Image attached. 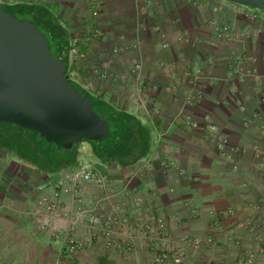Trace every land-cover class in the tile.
<instances>
[{"label":"crops","instance_id":"obj_1","mask_svg":"<svg viewBox=\"0 0 264 264\" xmlns=\"http://www.w3.org/2000/svg\"><path fill=\"white\" fill-rule=\"evenodd\" d=\"M143 1L106 0L97 17L90 0L46 4L70 32L69 80L137 117L149 130V150L122 165L102 161L82 141L73 161L41 168L20 155L29 135L0 125V264H264V9L151 0L141 13ZM221 25L231 38L217 37ZM208 56L214 64L204 62ZM94 68L113 78H99ZM220 137L236 152L217 149ZM83 157L94 176L62 192L60 205L127 220L114 232L129 251L106 247L84 216L78 228L88 244L73 253L56 235L70 216L39 229L46 219L36 211L38 196L71 186L65 175Z\"/></svg>","mask_w":264,"mask_h":264},{"label":"water","instance_id":"obj_2","mask_svg":"<svg viewBox=\"0 0 264 264\" xmlns=\"http://www.w3.org/2000/svg\"><path fill=\"white\" fill-rule=\"evenodd\" d=\"M229 1L264 9V0ZM66 70L67 61L53 54L32 19H18L0 5V124L36 131L61 159L83 139L107 142L114 129Z\"/></svg>","mask_w":264,"mask_h":264},{"label":"trees","instance_id":"obj_3","mask_svg":"<svg viewBox=\"0 0 264 264\" xmlns=\"http://www.w3.org/2000/svg\"><path fill=\"white\" fill-rule=\"evenodd\" d=\"M1 6L5 12L14 15L18 19H32L36 28L47 40L53 54L60 60L68 61L70 32L58 14L54 13L47 6L38 3ZM81 93L84 97L91 100L94 110L102 113L114 124L111 137L107 142H102L100 145L91 143L94 153L102 161L128 165L147 154L150 139L149 130L137 117L131 113L115 109L100 97H93L83 92V90H81ZM16 128L29 135L27 136L28 139L22 142L23 145L18 147L21 151L20 155L32 163L41 166V168L45 166V163L49 164L54 160H56L55 164L62 166L68 159L69 161L75 159L76 151L72 156L61 159L56 154L54 147L40 139L36 131ZM84 140L86 139L81 141ZM81 141L76 144H79ZM32 142H35L37 145L35 149H33Z\"/></svg>","mask_w":264,"mask_h":264},{"label":"built area","instance_id":"obj_4","mask_svg":"<svg viewBox=\"0 0 264 264\" xmlns=\"http://www.w3.org/2000/svg\"><path fill=\"white\" fill-rule=\"evenodd\" d=\"M59 2L65 4V0H0V5L5 6H14L19 4H32V3H38L45 5L50 2ZM92 3V14L97 17L100 13L101 7L103 6L104 2L106 0H90ZM152 2L151 0H144L143 3L139 6L141 13H146L147 10L151 7ZM245 5V4H243ZM254 7V6H252ZM246 16L250 18H257L260 15L257 12H247ZM158 29V27H156ZM100 35V30L96 29L92 35V37H97ZM232 34L228 31V27L221 25L218 29L217 37L218 38H231ZM185 41H190L188 37L185 38ZM163 47L168 46V42H165ZM70 49L73 50V47L71 45ZM238 58H241L242 60H246L245 56H239ZM214 58L211 56H208L205 58L204 62L206 64H214ZM135 69L140 68V64L136 63L134 65ZM255 71V68L254 70ZM93 72L95 75H97L99 78L104 80H111L113 78V74L111 71L105 68H94ZM68 77V75H67ZM74 81V80H73ZM76 82V81H75ZM141 84V82H139ZM80 85V84H79ZM82 86V85H80ZM84 88H87V86H82ZM191 99L188 98V102H190ZM185 123L187 125H190L193 128H197L199 126V122L194 119H190L189 117H186ZM210 129H214V126L211 125ZM215 141V140H214ZM215 146L217 149H223L227 147L229 151L232 153L236 152V147L232 145L229 140L225 137H220L217 141H215ZM182 172V171H181ZM94 175H92L91 172V165L85 161H81L77 168L73 169L69 173L65 175V179L68 183L71 184V186L67 185H57L58 189H55L52 195L48 194H41L37 198V206L36 211L39 215L43 217V219H46L42 221L39 225V229L45 230L50 226V221H54L58 219L59 217H69L70 216V224L68 228L65 231L57 232L56 235L62 243L65 245L67 251L69 253H73L77 250L82 249L86 244H88V241L85 240L78 228V220L84 216L86 221L97 228V235L103 240V244L106 247H122L123 249L129 251L131 249V244L117 236H115L114 228L116 225L119 224H128L127 220L125 219H118L115 218L109 214L107 215H100L96 212H88L87 210H83L81 207H77L73 211L65 210L59 202V196L62 192H73V187L82 182L87 181L89 179H92ZM44 185L39 186V189H42ZM79 200V199H78ZM153 221L161 228L165 227V223L160 218H154ZM146 227H148V224L145 222ZM166 255H157L155 257L156 262H162L165 259ZM174 261L179 262V257H174ZM2 261V258L0 257V262ZM250 264V263H248Z\"/></svg>","mask_w":264,"mask_h":264},{"label":"rangeland","instance_id":"obj_5","mask_svg":"<svg viewBox=\"0 0 264 264\" xmlns=\"http://www.w3.org/2000/svg\"><path fill=\"white\" fill-rule=\"evenodd\" d=\"M3 6H4V5H3ZM91 96H92V95H91ZM105 110H106V109H105ZM107 110H108V108H107ZM107 110H106V111H107ZM0 125H2V127H7V128L12 127V126H10V125H4V124H0ZM13 127H15V126H13ZM15 128H16V127H15ZM83 143H84V145L91 144V143L88 142L87 140H84ZM51 159H53V158H51ZM82 160L85 161V160H87V159H86L85 157H83ZM54 161H56V160H54Z\"/></svg>","mask_w":264,"mask_h":264},{"label":"flooded vegetation","instance_id":"obj_6","mask_svg":"<svg viewBox=\"0 0 264 264\" xmlns=\"http://www.w3.org/2000/svg\"><path fill=\"white\" fill-rule=\"evenodd\" d=\"M81 90H83L82 88H81ZM83 92H85L84 90H83ZM82 142V141H81Z\"/></svg>","mask_w":264,"mask_h":264}]
</instances>
